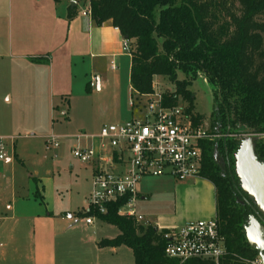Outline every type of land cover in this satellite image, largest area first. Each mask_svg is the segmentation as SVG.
<instances>
[{
    "label": "trees",
    "instance_id": "obj_1",
    "mask_svg": "<svg viewBox=\"0 0 264 264\" xmlns=\"http://www.w3.org/2000/svg\"><path fill=\"white\" fill-rule=\"evenodd\" d=\"M66 1H87L95 23L110 19L129 42L131 98L149 95L153 77L166 76L175 90L162 94L163 105H176L180 98L185 111L200 124L204 117L194 112L189 82L176 76L180 72L195 80L202 75L212 86L208 130L219 136L201 142L199 175L215 188V218L226 251L219 264H249L245 260L258 257L245 237V227L255 217V202L241 187L236 154L242 140L232 136L255 135L254 154L264 163V0ZM75 9L70 7L68 19ZM30 60L42 62L39 57ZM214 148L222 166L214 160ZM119 204H108L105 214L88 212L119 230L116 237L99 240V247H129L132 264H214L166 257L164 230L119 215Z\"/></svg>",
    "mask_w": 264,
    "mask_h": 264
},
{
    "label": "crops",
    "instance_id": "obj_2",
    "mask_svg": "<svg viewBox=\"0 0 264 264\" xmlns=\"http://www.w3.org/2000/svg\"><path fill=\"white\" fill-rule=\"evenodd\" d=\"M79 4L86 5L85 10L80 12ZM75 6V15L68 19L71 6L66 0H0L1 144L30 129L38 132L44 145L49 120L54 121L56 112L68 120L75 102L90 117L110 102L116 104L118 122L133 116L129 105L131 56L122 49L125 38L110 19L97 24L90 14L84 15L87 1ZM32 57L42 62H33ZM15 140L10 142L11 157L5 159V166L0 164V264H60L58 250H67L66 235L78 222L74 215L79 209L46 202L37 168L26 178L20 175L16 165L23 167L25 161ZM66 141L57 150L64 152ZM57 150L44 151L42 156L50 163L43 167L47 176L59 172L53 165L58 161ZM84 166L91 168V182L93 164ZM177 183L174 187L179 193L192 187L207 193L200 200L199 212L185 216L180 225L215 216V188L210 181L197 176ZM138 190V197L145 199L141 187ZM88 194L82 197L84 202Z\"/></svg>",
    "mask_w": 264,
    "mask_h": 264
},
{
    "label": "built area",
    "instance_id": "obj_3",
    "mask_svg": "<svg viewBox=\"0 0 264 264\" xmlns=\"http://www.w3.org/2000/svg\"><path fill=\"white\" fill-rule=\"evenodd\" d=\"M128 48L129 42L123 39L122 49ZM145 97L142 105L130 99L135 115L115 124H104L97 133L67 136L50 132L44 138L45 153L72 139L75 141L70 146L72 157L80 163L93 164L86 206L74 215L78 222L91 225L95 216L88 212L105 214L107 205L117 202H120L119 215L139 222L142 216L136 214L134 204L144 177L168 176L185 181L200 176L201 142L219 135L210 133L203 123L196 124L184 106L163 105L162 94L154 87ZM51 157L56 159L57 155L53 153ZM162 236L164 255L180 262L198 258L219 264L226 253L215 217L187 221L164 231ZM245 261L262 264L259 256Z\"/></svg>",
    "mask_w": 264,
    "mask_h": 264
},
{
    "label": "rangeland",
    "instance_id": "obj_4",
    "mask_svg": "<svg viewBox=\"0 0 264 264\" xmlns=\"http://www.w3.org/2000/svg\"><path fill=\"white\" fill-rule=\"evenodd\" d=\"M237 5L235 3L234 6L236 7ZM85 6L79 4L78 10L80 12L85 10ZM176 79L189 82L187 88L194 95V112L204 117L203 124L208 128V117L213 109L212 86L202 75H199L195 80H188L182 73L178 72ZM153 87L161 94L165 92L171 93L175 90L174 83L163 75H157L153 79ZM145 98L132 97L131 99L134 103L143 104L146 100ZM72 101H74L73 97ZM75 104H73V109L69 113L68 120L61 117L59 112L55 113L53 117L54 121L49 120L47 124L46 134H49L51 131L55 134L67 136L80 132L86 134L96 133L102 125L118 122L114 116L116 109L115 102L105 104L103 108H97V115H93V117L86 116L81 111L78 103ZM178 104L186 107V103L181 101L180 98L178 99ZM105 108L108 109V112H105ZM133 115H135V112ZM27 133L20 132V136L16 137V140L12 139L16 142V149L19 151L20 157L25 161L23 167L16 165V168L20 171V175L26 178L28 173H32L37 168L39 173L37 177L44 187L43 195L46 202L50 203L53 201L55 205L68 207L72 211L77 208L79 209L77 212L82 211L86 206V201L84 202L82 197L86 196L90 190L91 168L84 166L85 164L80 163L70 154V146L75 141L72 139L65 140L64 152L61 150L56 151L58 153V161L52 164L60 168L59 172H54L52 175L47 176L44 174L43 167L48 166L50 163L42 157L44 154L42 140L38 136V132L34 130L29 129ZM232 137L239 138L242 141L251 138L249 134H240ZM213 138L216 137H212L211 139ZM12 140L9 138L5 139L4 145L2 144V148H0V154H3L0 164L3 166L6 163L5 159L11 157L10 142ZM244 148L246 147L244 146ZM70 165L72 169L69 168ZM50 180L53 181L52 189L54 188V191L50 187ZM188 180H192V178ZM188 180L176 181L168 176L144 177L139 187H141V194H146L147 197L145 199L138 197L134 204L136 214L142 216V220L139 223L143 226L152 225L157 228L159 226H167V228H158L159 230L167 231L171 227H179L181 219L185 216L196 215L199 212L200 200L207 193L203 191H200V193L196 187L179 193L174 185L180 184L177 182H187ZM55 188L61 190L62 193L56 194ZM248 190L246 193L249 195L251 192L250 189ZM80 216H84V214ZM118 234L119 230L116 226L102 222L97 218L93 220L91 225H87L80 220L70 227L66 235L67 250L59 248L58 262L60 264H132L134 258L132 250L129 247L121 245L118 246L119 248L116 251H113L110 247H99L97 245L99 240L103 238L111 239Z\"/></svg>",
    "mask_w": 264,
    "mask_h": 264
},
{
    "label": "water",
    "instance_id": "obj_5",
    "mask_svg": "<svg viewBox=\"0 0 264 264\" xmlns=\"http://www.w3.org/2000/svg\"><path fill=\"white\" fill-rule=\"evenodd\" d=\"M71 7L76 5L75 1H69ZM251 138L242 141L236 154V172L241 179V187L246 192L250 189V197L255 202V213L264 219V163L259 162L254 154L255 135L249 134ZM244 146L246 148H244ZM214 160L222 166V160L218 157L214 148ZM249 191V190H248ZM264 227L254 216H251L245 227V237L248 245L258 251V256L264 264Z\"/></svg>",
    "mask_w": 264,
    "mask_h": 264
},
{
    "label": "flooded vegetation",
    "instance_id": "obj_6",
    "mask_svg": "<svg viewBox=\"0 0 264 264\" xmlns=\"http://www.w3.org/2000/svg\"><path fill=\"white\" fill-rule=\"evenodd\" d=\"M255 216L257 218V220L260 222V224L264 227V219L260 218L259 215L257 213H255ZM263 236H264V230H263Z\"/></svg>",
    "mask_w": 264,
    "mask_h": 264
}]
</instances>
